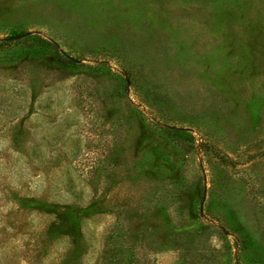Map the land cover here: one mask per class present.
Listing matches in <instances>:
<instances>
[{
  "label": "rangeland",
  "instance_id": "obj_1",
  "mask_svg": "<svg viewBox=\"0 0 264 264\" xmlns=\"http://www.w3.org/2000/svg\"><path fill=\"white\" fill-rule=\"evenodd\" d=\"M0 264H264V0H0Z\"/></svg>",
  "mask_w": 264,
  "mask_h": 264
}]
</instances>
